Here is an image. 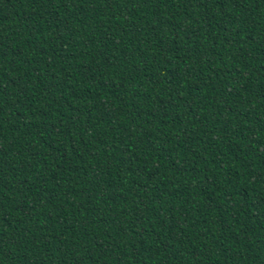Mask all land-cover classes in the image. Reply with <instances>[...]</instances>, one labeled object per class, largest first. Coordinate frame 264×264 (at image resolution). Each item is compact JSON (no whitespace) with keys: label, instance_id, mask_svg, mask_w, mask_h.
Returning <instances> with one entry per match:
<instances>
[{"label":"trees","instance_id":"1","mask_svg":"<svg viewBox=\"0 0 264 264\" xmlns=\"http://www.w3.org/2000/svg\"><path fill=\"white\" fill-rule=\"evenodd\" d=\"M0 264H264V0H0Z\"/></svg>","mask_w":264,"mask_h":264}]
</instances>
